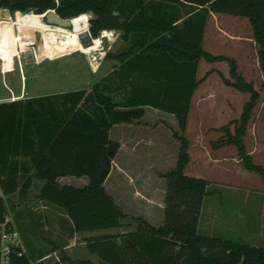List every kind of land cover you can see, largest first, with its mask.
Instances as JSON below:
<instances>
[{"label":"trees","instance_id":"1","mask_svg":"<svg viewBox=\"0 0 264 264\" xmlns=\"http://www.w3.org/2000/svg\"><path fill=\"white\" fill-rule=\"evenodd\" d=\"M0 7L35 14L54 9L73 21L90 13L88 31L93 38L102 30H118L124 42L117 51L106 53L105 58L115 62L89 89L0 102V183L5 195L24 196L36 185L37 198L65 212L72 236L102 231L84 239L97 260L80 264H264V246L198 232L209 181L184 173L190 160L185 130L199 84V61L226 59L203 48L208 16L246 17L264 71V0H0ZM229 61L237 79L232 85L250 96L234 132L224 128V136L213 147L235 145L242 166L264 180V166L254 161L243 139L259 93L236 72L234 60ZM145 107L172 114L179 129L173 132L179 140L177 160L164 174V221L154 225L133 217L136 229L104 232L123 227L127 217L105 187L120 148L110 130L142 118ZM68 175H84L88 181L81 186L58 181ZM4 206L0 198V209ZM62 245L55 242L53 249ZM41 257L32 259L28 253L19 264H41Z\"/></svg>","mask_w":264,"mask_h":264},{"label":"rangeland","instance_id":"2","mask_svg":"<svg viewBox=\"0 0 264 264\" xmlns=\"http://www.w3.org/2000/svg\"><path fill=\"white\" fill-rule=\"evenodd\" d=\"M30 12L17 11L10 17L0 16V19L26 20ZM81 15L73 22L78 23ZM86 15L89 17L90 13ZM19 26L13 24L14 48H10L5 60L0 56V69L4 66L6 70L5 74L0 71V98L10 95L8 88L19 94L21 88L26 87L24 97L30 93H38L32 95L36 96L89 89L115 62L106 59V53L115 52L124 45L120 31L108 30L109 35L103 36L102 30L95 38L89 34L91 43L84 47L78 35L88 30V19L85 27L73 33L33 31ZM96 38H100V45L89 53L87 49L93 47ZM202 45L212 55H222L226 59L211 62L200 59L199 84L192 97L185 130L190 161L184 173L209 181L197 229L206 236L264 246V235L256 234L264 225V180L242 166L235 145L213 147V142L224 136V128L234 132L250 96L249 92L232 85L237 81L230 72L229 59H232L236 72L246 82H251L259 93L243 139L254 161L264 166V71L259 65L252 25L243 16L211 13ZM27 52L30 55H26ZM174 131L179 132L175 117L151 107H145L144 116L138 120L112 126L110 136L119 141L120 148L112 161L105 187L127 217L123 219V227L105 232L136 229L138 222L133 217H142L154 225L163 223L167 186L164 174L175 166L179 149ZM66 180L74 185L80 182L74 176ZM36 192L35 185L24 196L19 193L5 196L30 257L36 259L41 254V264H71V255L97 258L85 248L84 239L88 233L79 234L75 239L74 253H67L68 249L61 247L57 251L53 249L54 243L63 239L57 235L60 226L64 227L68 220L59 218L60 209L37 198ZM39 212L42 216L36 217Z\"/></svg>","mask_w":264,"mask_h":264},{"label":"built area","instance_id":"3","mask_svg":"<svg viewBox=\"0 0 264 264\" xmlns=\"http://www.w3.org/2000/svg\"><path fill=\"white\" fill-rule=\"evenodd\" d=\"M111 32H114L113 30ZM0 71L2 74L5 72ZM21 70V67H20ZM8 88V87H7ZM10 95L0 98V102L13 101L16 99L12 90L8 88ZM0 198L4 201V208L0 209V264H19L23 256L28 257V251L25 247L20 230L18 229L12 211L5 201V195L0 183ZM40 261V260H38ZM30 264H34L30 261Z\"/></svg>","mask_w":264,"mask_h":264},{"label":"bare ground","instance_id":"4","mask_svg":"<svg viewBox=\"0 0 264 264\" xmlns=\"http://www.w3.org/2000/svg\"><path fill=\"white\" fill-rule=\"evenodd\" d=\"M27 16L28 17L26 20L20 18H18L17 21H7V19H0V56L3 60H5L7 54H9L8 52H10V48L11 50L14 48L16 42L15 34L13 31V24L20 25L19 27H21V29H25L27 27L31 28V30L33 31H36L37 29H41V30H52L57 32H63V33H73L85 27L88 18V15L83 14L80 16V20L78 23H74L73 20L71 19V28L66 29L62 27L50 26L48 24H45L40 18L41 15L35 14L34 12L27 13ZM108 35H109L108 30H104L103 36H108ZM22 37L23 40H26L24 35H22ZM100 42H101L100 38H96L94 40L93 47L89 46L87 51L90 53L97 50L98 46L100 45ZM2 70L6 72L4 68Z\"/></svg>","mask_w":264,"mask_h":264},{"label":"crops","instance_id":"5","mask_svg":"<svg viewBox=\"0 0 264 264\" xmlns=\"http://www.w3.org/2000/svg\"><path fill=\"white\" fill-rule=\"evenodd\" d=\"M15 12H17V11H15ZM32 13H33V11H31ZM10 14H11V12L8 10V9H6V8H3V7H0V16H2V17H10ZM87 14V13H86ZM90 16V15H89ZM89 18V17H88ZM87 18V19H88ZM114 31V30H113ZM114 32H116V31H114ZM5 74V73H4ZM13 92V91H12ZM25 93H27V91H26V87L24 88V87H22L21 88V91H20V93L19 94H15V93H13L14 94V96L16 97V99H24V98H28V97H32V95L33 94H38V93H30V94H28L27 96H25L24 97V94ZM52 93H56V92H52ZM47 94H50V93H47ZM44 95V94H43ZM36 96H39V95H36ZM15 99V100H16ZM190 161V160H189ZM189 163V162H188ZM109 176V175H108ZM107 176V177H108ZM68 177H70L69 175L68 176H63V177H59L58 178V181L60 182V183H66L67 182V180L66 179H68ZM74 177H77V176H74ZM78 179H80V182H79V184L78 185H76V186H81V185H84V184H86L87 183V181H88V178L86 177V176H80V177H77ZM62 179H65V180H62ZM82 179H84V180H82ZM107 179V178H106ZM82 180V181H81ZM65 181V182H64ZM106 181V180H105ZM40 182L42 183V181H40V180H37L36 181V184H38V185H41L40 184ZM68 184H70V183H68ZM72 185H74V184H72ZM33 186H35V185H33ZM31 188V187H30ZM29 188V189H30ZM28 189V190H29ZM37 192H38V187H37ZM36 192V193H37ZM16 193H18V192H16ZM15 194V193H14ZM5 195V194H4ZM12 195V194H11ZM6 196V195H5ZM8 196V195H7ZM8 205V204H7ZM53 205V204H52ZM9 206V205H8ZM43 205H41V208H43L42 207ZM33 209V208H32ZM56 209V208H55ZM30 211H32V210H30ZM41 212H39L37 215H36V217H41L42 216V213L40 214ZM58 214H59V218H62V219H64L65 221L67 220V215L65 214V212L64 211H62L61 209L60 210H58ZM48 218V217H47ZM52 218H53V216H52ZM65 226H66V229H65ZM64 227L63 226H60V228H59V231L57 232V235L58 236H63V239L61 240V242H62V244H64V245H62L61 246V248H63V249H68V251L66 250V252L67 253H74V251H73V244H75V239L78 237V235L79 234H82V233H88L89 235H92V234H96V233H100V232H102V231H93V232H78V233H74L73 234V236L71 235V231H70V226H69V224H68V222H66V225H65ZM106 230H104V232H105ZM262 232H264V225H262V229H260V230H258L257 232H256V234L259 236V235H264V234H261ZM22 236V235H21ZM23 238V237H22ZM73 240V241H72ZM85 245V244H84ZM61 248H58V249H55V251H57V250H59V249H61ZM85 248H86V246H85ZM70 251V252H69ZM40 255V254H39ZM38 255V256H39ZM71 264H80L79 263V261L80 260H94V261H96L97 260V258H95V259H90V258H80V257H77V258H75V257H73L72 255H71ZM41 259H43V257H41ZM60 264H63L62 262H60Z\"/></svg>","mask_w":264,"mask_h":264},{"label":"water","instance_id":"6","mask_svg":"<svg viewBox=\"0 0 264 264\" xmlns=\"http://www.w3.org/2000/svg\"><path fill=\"white\" fill-rule=\"evenodd\" d=\"M39 15H41L40 18L45 24L66 29L71 28V18H61L54 9H48L47 11ZM88 36V30L86 31V33L78 35L84 47H87L91 43V39L89 38L90 36ZM26 55H30V52H27Z\"/></svg>","mask_w":264,"mask_h":264}]
</instances>
